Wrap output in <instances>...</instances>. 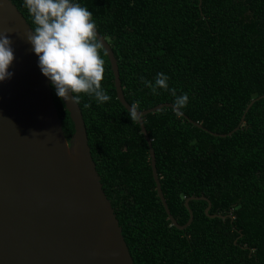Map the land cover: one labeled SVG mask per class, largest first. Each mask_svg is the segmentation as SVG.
<instances>
[{
	"label": "trees",
	"instance_id": "obj_1",
	"mask_svg": "<svg viewBox=\"0 0 264 264\" xmlns=\"http://www.w3.org/2000/svg\"><path fill=\"white\" fill-rule=\"evenodd\" d=\"M29 24L23 0H12ZM93 14L98 32L117 59L126 101L139 110L174 102L142 83L163 72L183 113L164 107L143 116L155 153L167 217L152 176L149 146L139 123L116 97L105 50L102 86L111 99L81 95L96 170L135 264H264V0H78ZM53 98L67 140L74 125L63 101ZM208 130V131H207ZM232 217H229L228 215ZM236 244L234 243V240Z\"/></svg>",
	"mask_w": 264,
	"mask_h": 264
},
{
	"label": "water",
	"instance_id": "obj_2",
	"mask_svg": "<svg viewBox=\"0 0 264 264\" xmlns=\"http://www.w3.org/2000/svg\"><path fill=\"white\" fill-rule=\"evenodd\" d=\"M30 27L12 0H0V31L11 30L15 49L9 69L13 75L0 82V264H135L92 159L80 106L77 101H63L74 125L68 141L53 88L26 41ZM98 37L111 65L116 97L129 111L134 106L124 97L117 59L105 37L99 32ZM262 97L264 94L249 101L232 130L210 133L231 135L255 100ZM164 107L173 108V103L140 110L143 115L138 123L149 146L152 176L168 219L178 229L187 227L193 219L190 199L206 200V215L225 218L209 213L211 201L206 196L185 199L189 218L183 225L170 213L143 119ZM182 116L202 127L184 113Z\"/></svg>",
	"mask_w": 264,
	"mask_h": 264
},
{
	"label": "clouds",
	"instance_id": "obj_3",
	"mask_svg": "<svg viewBox=\"0 0 264 264\" xmlns=\"http://www.w3.org/2000/svg\"><path fill=\"white\" fill-rule=\"evenodd\" d=\"M34 27L26 36L37 66L62 101L76 102L81 95L94 97L97 103L111 99L102 86L105 60L102 56L103 41L98 37V28L92 12L78 0H23ZM11 30L0 31V82L10 79V67L15 59ZM169 76L156 74L155 80L141 77L142 83L153 95L167 91L173 98V110L182 116L189 102V95L177 94L169 86ZM142 112L129 107L130 120L141 122Z\"/></svg>",
	"mask_w": 264,
	"mask_h": 264
}]
</instances>
